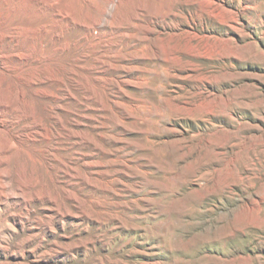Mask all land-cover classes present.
I'll return each mask as SVG.
<instances>
[{
  "label": "rangeland",
  "instance_id": "1",
  "mask_svg": "<svg viewBox=\"0 0 264 264\" xmlns=\"http://www.w3.org/2000/svg\"><path fill=\"white\" fill-rule=\"evenodd\" d=\"M18 3L3 52L53 81L24 86L46 132L0 176V264H264V0Z\"/></svg>",
  "mask_w": 264,
  "mask_h": 264
},
{
  "label": "bare ground",
  "instance_id": "2",
  "mask_svg": "<svg viewBox=\"0 0 264 264\" xmlns=\"http://www.w3.org/2000/svg\"><path fill=\"white\" fill-rule=\"evenodd\" d=\"M8 1L9 0L3 1L6 13L3 14V16L0 15V133H11L13 128L18 126L21 120L28 122V124L19 127L18 131L12 134L9 140H6L0 135V168L2 169L0 176L3 179H7L9 176L8 155L12 153L14 149H17L16 147L35 140L34 138L37 136H44L46 132L42 123L36 119L33 108L26 99L24 86H35L40 73L43 74V80L40 82H45V80L53 81V74L50 67L46 65L45 69L40 68V66L44 64L43 59L33 57L32 53L27 52L25 54L20 53L21 55L14 53L5 54L3 52V45H5V43L8 45L11 43L17 44L18 42L20 43L21 38L24 37V33L21 32L19 28L15 27L14 29L8 30L5 26L11 14V9H9L7 5ZM17 1L19 3L20 1H24V4L27 2V0ZM37 1L45 2V4L52 2V0ZM44 31L43 27L33 29L31 32L32 40L34 41L37 37L43 36ZM16 61L25 63L26 67H15L14 62ZM30 61L37 63V66L35 68L32 66L29 67ZM44 93L45 92H43V94ZM9 115H14L16 117V122H9L7 120ZM14 174L16 175L17 181L20 182V185L24 182V187H30L31 175L28 176L26 174V170L23 166H18Z\"/></svg>",
  "mask_w": 264,
  "mask_h": 264
}]
</instances>
